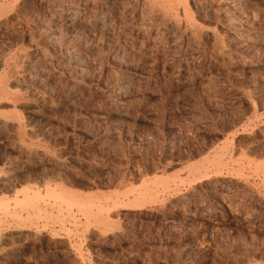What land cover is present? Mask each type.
Masks as SVG:
<instances>
[{
  "label": "rangeland",
  "instance_id": "374dc122",
  "mask_svg": "<svg viewBox=\"0 0 264 264\" xmlns=\"http://www.w3.org/2000/svg\"><path fill=\"white\" fill-rule=\"evenodd\" d=\"M0 88V264H264V0H0Z\"/></svg>",
  "mask_w": 264,
  "mask_h": 264
},
{
  "label": "bare ground",
  "instance_id": "6f19581e",
  "mask_svg": "<svg viewBox=\"0 0 264 264\" xmlns=\"http://www.w3.org/2000/svg\"><path fill=\"white\" fill-rule=\"evenodd\" d=\"M81 10H83V9H81L80 8V6H78V5H70V6H68V8L66 7V9H62L61 11H63L64 13H66V14H68L69 16H72L73 18H75V19H78V20H81L82 22H83V18H84V13H82L81 12ZM100 13V12H99ZM93 16V15H92ZM72 18V19H73ZM189 20V19H188ZM93 23H94V25H98V26H103V21H100L99 19H97V20H94L93 21ZM100 26V27H101ZM105 28V27H104ZM116 32V31H115ZM110 33V32H109ZM16 67V66H15ZM13 69V68H12ZM34 77V76H33ZM2 88V87H1ZM0 88V89H1ZM7 94V93H6ZM221 158V157H220ZM219 158V159H220ZM203 160V159H202ZM199 163V162H198ZM203 163V162H202ZM201 164V163H200ZM196 166V165H195ZM198 167V166H197ZM196 167V168H197ZM190 171V170H189ZM197 171V170H196ZM63 194V193H62ZM197 203V202H196Z\"/></svg>",
  "mask_w": 264,
  "mask_h": 264
}]
</instances>
